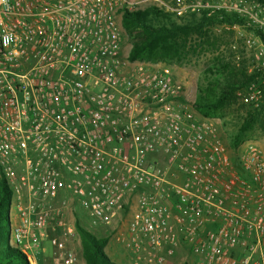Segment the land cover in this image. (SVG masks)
Listing matches in <instances>:
<instances>
[{
    "label": "built area",
    "instance_id": "1",
    "mask_svg": "<svg viewBox=\"0 0 264 264\" xmlns=\"http://www.w3.org/2000/svg\"><path fill=\"white\" fill-rule=\"evenodd\" d=\"M140 0H0V174L28 259L51 226L74 236L76 204L104 225L135 206L118 242L147 264H264V152L230 150L167 66L130 59L121 15ZM264 35V5L182 0ZM254 70L262 72L261 63ZM257 104L262 90H239ZM14 198V199H13ZM56 236L50 264H77ZM25 239V240H24Z\"/></svg>",
    "mask_w": 264,
    "mask_h": 264
},
{
    "label": "trees",
    "instance_id": "2",
    "mask_svg": "<svg viewBox=\"0 0 264 264\" xmlns=\"http://www.w3.org/2000/svg\"><path fill=\"white\" fill-rule=\"evenodd\" d=\"M264 5V0H260ZM217 22L237 23L242 19L225 11L207 14L192 12L176 21L173 13L161 7L149 6L145 9H124L121 25L131 42L130 59L149 60L180 58L186 47V39L200 33L204 26ZM205 83L197 87L193 106L202 116L207 117L215 111L228 107L236 101V92L261 72L235 68L217 61L204 69ZM262 76V75H261ZM262 111L251 112L240 124L233 142L236 144L242 134L254 124L264 129V106ZM234 146L229 148H233ZM11 190L5 178L0 175V264H29L27 255L18 246L10 244L9 209ZM75 230L80 238L84 264H120L112 260L104 251L108 237H99L88 231L77 220Z\"/></svg>",
    "mask_w": 264,
    "mask_h": 264
},
{
    "label": "rangeland",
    "instance_id": "3",
    "mask_svg": "<svg viewBox=\"0 0 264 264\" xmlns=\"http://www.w3.org/2000/svg\"><path fill=\"white\" fill-rule=\"evenodd\" d=\"M181 1L182 0H140L141 3L138 6H140L141 9H145L152 5L161 7L172 12L173 18L176 21H182V17L188 16L189 13L192 12L201 13V10L190 11L188 9L182 13H178L170 9L171 7H181ZM216 1L223 0H203L204 3L208 4ZM254 1L261 2L260 0ZM248 2L252 3V0H248ZM202 11L205 10L202 8ZM122 33L124 47L126 50H129L131 42L123 27ZM263 57L264 35L259 33L253 27L247 25L242 20V22L237 23L215 22L211 25L204 26L200 33H195L186 39L185 51L180 58L159 60L139 58V60L154 66L169 67L173 73L185 83L186 98L193 103L197 94V87L205 83L204 69H206L208 65H212L217 61H222L230 64L232 67L244 68L247 72H251L254 69V65L261 63ZM251 81L257 82L262 90L261 100L257 104L244 103L239 94L240 88L236 92L235 102L226 108L215 111L207 117L214 121L220 136L228 147L230 145V147L234 146L233 148H238L248 142H253L264 152V129L258 124H254L252 127L248 128L242 134L238 143L235 144L233 142L235 133L239 129L243 120L249 116V113H255L259 110L262 111L261 108L264 106V69L254 80ZM12 211H14L13 200L11 202V212ZM73 213L74 215H70L71 219L72 216H74L75 220L96 236L104 237L110 235V227L101 223L97 218L92 216L87 209L79 204L74 205ZM67 219L69 220V217ZM71 219L69 221L72 222ZM52 225L53 222L49 225L50 227L47 230L46 237L41 242V246L37 252H35L34 259H28L29 264H50L54 250L50 239L53 236H56L59 239H64V236L67 238L70 237L73 243L75 237L77 248H79L78 234L76 230L74 236L65 235L61 229L53 230L51 227ZM65 244L66 247H69L66 241ZM182 257L183 253L179 252L171 259V262L167 264H180ZM111 259L120 264H130L124 257H113Z\"/></svg>",
    "mask_w": 264,
    "mask_h": 264
},
{
    "label": "crops",
    "instance_id": "4",
    "mask_svg": "<svg viewBox=\"0 0 264 264\" xmlns=\"http://www.w3.org/2000/svg\"><path fill=\"white\" fill-rule=\"evenodd\" d=\"M134 211H135L134 205L127 207L124 211H122L119 214V217L109 226L110 227V229H109L110 235L107 236L108 240H107L106 245L104 246V251L111 258H113V257H124L126 259V261H128L130 264H142V263L147 264V263L143 262L142 259L138 260L136 258L137 254L130 247H127L122 242L116 241L117 240L116 235L119 232L125 230V228H126L125 226L127 225L128 221L132 218ZM70 215H68L69 220L71 219ZM10 219H11L12 223L18 222L19 218L17 217L16 211H12V213L10 214ZM71 220H72V222L71 221L70 222L73 224L76 221L74 219V216H72ZM73 240H74V243L70 237L66 238V242L69 245V247L73 248L76 252L77 264H84V258L82 255L79 235H78L79 248H77V241H75V237Z\"/></svg>",
    "mask_w": 264,
    "mask_h": 264
}]
</instances>
